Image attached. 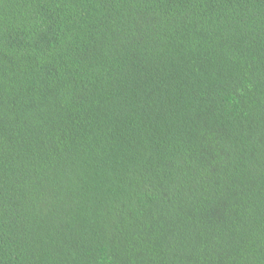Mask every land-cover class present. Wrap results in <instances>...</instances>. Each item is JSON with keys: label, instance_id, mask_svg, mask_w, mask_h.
Returning a JSON list of instances; mask_svg holds the SVG:
<instances>
[{"label": "trees", "instance_id": "obj_1", "mask_svg": "<svg viewBox=\"0 0 264 264\" xmlns=\"http://www.w3.org/2000/svg\"><path fill=\"white\" fill-rule=\"evenodd\" d=\"M0 264H264V0H0Z\"/></svg>", "mask_w": 264, "mask_h": 264}]
</instances>
